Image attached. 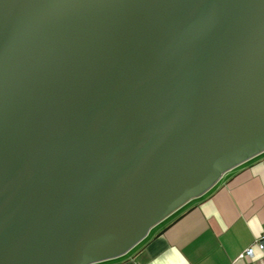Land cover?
I'll use <instances>...</instances> for the list:
<instances>
[{
	"label": "water",
	"instance_id": "1",
	"mask_svg": "<svg viewBox=\"0 0 264 264\" xmlns=\"http://www.w3.org/2000/svg\"><path fill=\"white\" fill-rule=\"evenodd\" d=\"M263 153L264 0H0V264L121 258Z\"/></svg>",
	"mask_w": 264,
	"mask_h": 264
},
{
	"label": "crops",
	"instance_id": "2",
	"mask_svg": "<svg viewBox=\"0 0 264 264\" xmlns=\"http://www.w3.org/2000/svg\"><path fill=\"white\" fill-rule=\"evenodd\" d=\"M152 230L125 256L100 264H262L256 243L264 244V153L226 173L191 208ZM246 248L253 251L250 262L238 258Z\"/></svg>",
	"mask_w": 264,
	"mask_h": 264
},
{
	"label": "rangeland",
	"instance_id": "3",
	"mask_svg": "<svg viewBox=\"0 0 264 264\" xmlns=\"http://www.w3.org/2000/svg\"><path fill=\"white\" fill-rule=\"evenodd\" d=\"M196 200H192L191 202L187 203L185 206H183L182 208H180L179 210H177L174 214H172L170 217H168L166 220L162 221L158 226H156L155 230H152V234L155 233V231H157L159 228H161L162 226L168 224L170 221L176 219V217L184 212L185 210H188L189 208L192 207L193 202H195Z\"/></svg>",
	"mask_w": 264,
	"mask_h": 264
},
{
	"label": "built area",
	"instance_id": "4",
	"mask_svg": "<svg viewBox=\"0 0 264 264\" xmlns=\"http://www.w3.org/2000/svg\"><path fill=\"white\" fill-rule=\"evenodd\" d=\"M257 246L260 249V251L263 253V260H262V264H264V244L261 241H257ZM253 257V251L251 248H246L240 255H239V259L241 260H245L247 262H250L251 258Z\"/></svg>",
	"mask_w": 264,
	"mask_h": 264
}]
</instances>
